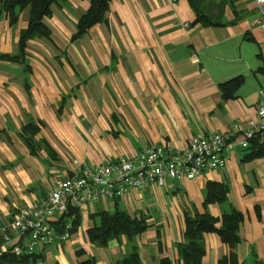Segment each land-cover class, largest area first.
<instances>
[{
  "label": "crops",
  "instance_id": "1",
  "mask_svg": "<svg viewBox=\"0 0 264 264\" xmlns=\"http://www.w3.org/2000/svg\"><path fill=\"white\" fill-rule=\"evenodd\" d=\"M201 1L208 20L220 24L194 25L198 15L191 0H114L107 20L77 41L73 35L91 0L56 4L45 18L51 36L29 40L25 61H14L1 55L19 53L31 9L11 24L0 0V228L6 227L0 245L8 252L6 237L16 235L10 226L14 213L39 204L84 167L138 155L152 144L182 149L194 136L227 133L239 121L258 120L264 90L260 11L254 0ZM238 78L239 86L226 97L224 85ZM30 121L40 127L35 152L23 137ZM258 136L264 147V133ZM250 147L228 148L222 170L78 207V230L69 241L38 251V264H80L78 251L97 264H116L130 250L127 238L101 247L88 230L99 214L118 206L146 218L149 228L133 241L143 264L177 259L185 214L194 208L215 217L241 212L239 260L264 262V153L251 156ZM210 181L227 184L228 199L206 207ZM63 217L58 212V220ZM204 243L205 264H219L230 251L217 233L205 234Z\"/></svg>",
  "mask_w": 264,
  "mask_h": 264
},
{
  "label": "built area",
  "instance_id": "2",
  "mask_svg": "<svg viewBox=\"0 0 264 264\" xmlns=\"http://www.w3.org/2000/svg\"><path fill=\"white\" fill-rule=\"evenodd\" d=\"M254 2L261 14L257 27L264 30V0ZM261 133L264 90L260 91L257 121H239L227 133L194 136L182 149L152 144L138 155L120 157L96 168L84 167L77 175L65 178L39 204L23 206L14 213L10 226L16 235H7L6 243L13 254L22 256L67 242L75 228V217L69 215L71 208L86 207L101 197L118 199L133 190L145 191L152 185L162 188L169 181L193 180L206 171L222 170L228 164V148L236 144L248 148ZM58 212H65L66 219L58 220ZM0 231L5 232L6 227ZM6 252L8 248L0 245V256Z\"/></svg>",
  "mask_w": 264,
  "mask_h": 264
},
{
  "label": "trees",
  "instance_id": "3",
  "mask_svg": "<svg viewBox=\"0 0 264 264\" xmlns=\"http://www.w3.org/2000/svg\"><path fill=\"white\" fill-rule=\"evenodd\" d=\"M67 1L69 0H2V9L8 13L11 24L17 22L23 9L30 7L31 12L29 25L22 32L19 40V53L16 55H1V57L14 61L18 59L25 61L28 41L38 37L51 36V31L45 24V18L51 15L54 5L63 4ZM113 1L91 0L89 9L81 16L78 22L77 31L73 35L72 40L82 39L95 26L105 22ZM191 3L198 15L194 25L199 23L204 25L220 24L208 20L210 19L209 15L206 14L208 12L204 11L201 0H191ZM26 67L28 66L26 65ZM241 80V78H238L224 85L227 88L225 89L226 97L229 96L228 91L230 89V92H233L239 86ZM39 130L40 127L35 121H30L23 127V137L32 152L39 148L35 140ZM251 144V147L249 146L253 150L251 156L264 153L260 136L252 140ZM228 192L229 186L227 184L208 182L204 206L225 202L228 199ZM70 211L76 214L74 228V232H76L81 222V214L77 208H71ZM99 215V221L88 230L90 240L101 247H107L111 240L126 237L130 244V250L116 264H143L139 249L137 246H133V241L134 238L149 228L146 218L143 216L132 217L119 206L112 213L103 212ZM63 219H66V217H63ZM243 221L244 215L237 210L225 213L221 217H215L209 212L200 213L196 208L193 211H187L185 214L186 230L184 232V241L175 245L178 254L177 259L164 258L160 261V264H205L203 262L206 254L204 236L207 233H217L222 242L230 248L229 253L220 259L219 264H244L239 260L236 252L238 245L242 242L240 228ZM77 253L80 264H97L95 257L89 256L85 251H78ZM42 257V255L37 253L16 256L10 251L0 256V264H38ZM256 264H264V262L258 261Z\"/></svg>",
  "mask_w": 264,
  "mask_h": 264
}]
</instances>
